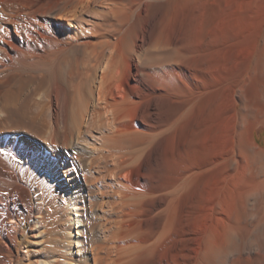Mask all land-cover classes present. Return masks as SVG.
<instances>
[{"label": "bare ground", "instance_id": "1", "mask_svg": "<svg viewBox=\"0 0 264 264\" xmlns=\"http://www.w3.org/2000/svg\"><path fill=\"white\" fill-rule=\"evenodd\" d=\"M233 3L0 0V264H264V30Z\"/></svg>", "mask_w": 264, "mask_h": 264}, {"label": "rangeland", "instance_id": "2", "mask_svg": "<svg viewBox=\"0 0 264 264\" xmlns=\"http://www.w3.org/2000/svg\"><path fill=\"white\" fill-rule=\"evenodd\" d=\"M235 2H237V3H235V4L233 3L234 6L232 5L233 6L232 9L234 10V11L232 10L233 12L231 14L232 15V24H234L235 28H236L237 27V25H236L237 21L241 20V23H242L241 27L242 26H244V27L246 26L245 27L246 28L245 31L248 33V37L250 38L249 39V43H253V41L256 40L258 34H261L260 38L263 35V30H264V21H263L264 20V16H263V13H264V0H250V1L249 0L248 1H245V0H237L236 1L235 0ZM236 4H240V5H237L238 8L236 7ZM244 4H246V5L244 6ZM240 6L243 7L242 11L240 10V9H242ZM244 7L248 8V9H246ZM236 8L238 10H236ZM235 10L236 11L240 10V12H236ZM235 16H237V17L239 16L238 17L239 19L237 17H235ZM260 17H262V19H260ZM234 19H236V20H234ZM254 19L257 20V21L254 22ZM243 21H244V23H243ZM249 25H250V27H248ZM251 25H252V29H251ZM250 30H252V32ZM249 65L252 66V61H250ZM263 104H264V96L262 98V107L264 106ZM258 109H260V107ZM259 111H261V110H259ZM261 112H259V114ZM254 120H256V119H253L251 122H253ZM255 137H256V140H257L258 144L261 145V146H264V130L263 129L255 130ZM107 178H109V177H107ZM63 216L64 215L62 213V215L60 214L59 217L54 220V222L47 224V227H46L47 229L45 228V232L47 234L52 232L49 235L46 234L47 238H49V241H51L50 243H54L53 244L54 248H56V250H58V251L62 250L63 248H70L72 250L73 249L75 250L76 249L75 243H74V245H73V243L71 245V240L73 238H71L70 226H69V224H67L65 216L64 217ZM11 223L13 225L17 224L15 220H12ZM52 225H54V227ZM48 226L49 227L51 226L50 229H49ZM75 226H77V224ZM52 228H53V230H52ZM22 251H25V249H23ZM63 264H70V263L67 262V263H63ZM92 264H93V259H92Z\"/></svg>", "mask_w": 264, "mask_h": 264}]
</instances>
